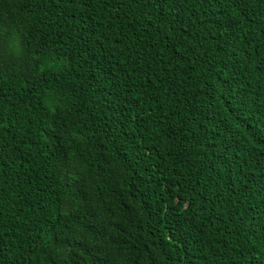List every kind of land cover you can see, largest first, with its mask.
Listing matches in <instances>:
<instances>
[{"label": "trees", "instance_id": "16d2710c", "mask_svg": "<svg viewBox=\"0 0 264 264\" xmlns=\"http://www.w3.org/2000/svg\"><path fill=\"white\" fill-rule=\"evenodd\" d=\"M0 264H264V0H0Z\"/></svg>", "mask_w": 264, "mask_h": 264}]
</instances>
